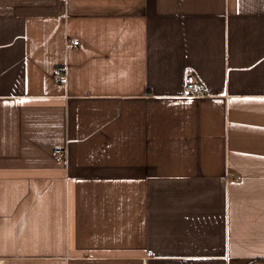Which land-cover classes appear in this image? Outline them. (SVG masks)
<instances>
[{
	"label": "crops",
	"instance_id": "0c3cea01",
	"mask_svg": "<svg viewBox=\"0 0 264 264\" xmlns=\"http://www.w3.org/2000/svg\"><path fill=\"white\" fill-rule=\"evenodd\" d=\"M257 259L264 0H0V264Z\"/></svg>",
	"mask_w": 264,
	"mask_h": 264
},
{
	"label": "built area",
	"instance_id": "2783aa9c",
	"mask_svg": "<svg viewBox=\"0 0 264 264\" xmlns=\"http://www.w3.org/2000/svg\"><path fill=\"white\" fill-rule=\"evenodd\" d=\"M52 78L57 83L64 84L66 82L65 70L63 68H55L52 71ZM183 92L186 97L196 99L204 97L206 95V88L192 71H187L184 77ZM53 154L57 156H63V154L59 150H56ZM146 255L150 256L152 255V253L147 252Z\"/></svg>",
	"mask_w": 264,
	"mask_h": 264
},
{
	"label": "trees",
	"instance_id": "16d2710c",
	"mask_svg": "<svg viewBox=\"0 0 264 264\" xmlns=\"http://www.w3.org/2000/svg\"><path fill=\"white\" fill-rule=\"evenodd\" d=\"M257 261L264 262V259H257Z\"/></svg>",
	"mask_w": 264,
	"mask_h": 264
}]
</instances>
